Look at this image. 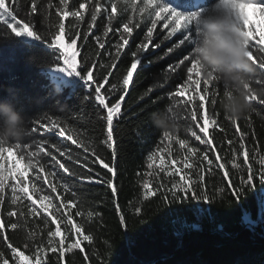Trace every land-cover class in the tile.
Returning <instances> with one entry per match:
<instances>
[{
  "label": "snow or ice",
  "instance_id": "snow-or-ice-1",
  "mask_svg": "<svg viewBox=\"0 0 264 264\" xmlns=\"http://www.w3.org/2000/svg\"><path fill=\"white\" fill-rule=\"evenodd\" d=\"M241 7L253 9L254 18L259 14V27L264 29V0L242 4ZM194 9L196 0H171V3L169 0H73L71 4L70 0H58V3H53V0H0V24L5 26L4 30L15 36L26 35L41 40L52 53L57 54L54 57L57 61L55 71L77 77L85 90L78 110L70 111L63 119L50 115L49 111L42 114L31 112L33 104L41 101H34L19 90H9L20 110L28 117L29 134L20 143L0 144V264H62L66 252L84 251L82 242L93 245L97 237L86 231V225L94 219L103 220L102 213L85 207L93 185H103L107 190L96 203H105L110 197L119 225L127 229V219L118 200L126 171L125 157L118 146L115 130L126 115L122 105L129 94L134 73L139 76L153 62L150 56H154L157 62H172L167 64L160 80L145 89L138 99L155 105L168 98L170 105L165 109L179 125V131L175 135L162 132L155 150L147 155V169L152 171L136 173L138 178H156L160 173L172 178L167 183L160 178V182L151 187L153 182L144 179L141 204L158 196L160 203L157 209L166 208L180 213L190 211L202 217L210 209L199 205L223 203L226 194L240 203L251 191L257 195V215L253 218L251 211L244 209L242 223L252 232L259 225H264V146L258 144L251 114L245 120L246 129L239 126L238 121L226 118L234 129L233 137L227 138L230 160L220 154L222 149L218 151L212 146L210 126L216 125L221 132L225 131L217 123L220 113L215 107L221 86L203 80L194 71L198 33L194 22L189 21L204 10ZM161 21H164L167 32H157V42L153 43V33ZM38 23L45 25L43 30L37 27ZM81 25L85 27L82 29ZM255 27L257 25L253 24L252 28ZM133 29H140L137 35L142 38L135 44V50L130 51V67L124 68L116 79L113 70L120 71L117 66L129 45ZM110 33L118 36L114 43L107 39ZM249 34V54L257 62V83H261L264 82V46L256 35L251 34V29ZM89 37L98 46L94 53H89L85 47ZM78 40L81 41L79 45ZM81 49L85 50L83 55ZM156 49L161 50L159 54ZM36 62L41 67L52 65L48 57H37ZM174 81V88L159 96L152 95L156 88L166 89ZM189 90L193 95L183 99ZM251 99L264 106V99ZM87 103L93 104L95 117V121L90 119L87 123L100 125L98 135H91L87 127L79 124L81 116L90 115L84 111ZM254 109L253 112L259 115L257 108ZM200 121H203V126ZM196 129L204 134L203 137ZM181 130L185 133L184 138L179 135ZM91 131L96 132L97 129ZM136 135H141L139 128ZM195 141L204 148L201 149ZM172 142L177 143L181 150H187L182 159L180 155L173 158ZM246 143L251 146L246 148ZM163 154L168 156L170 163L166 164ZM241 156L242 161L239 159ZM178 162L182 167H175ZM228 163L236 171L235 180L229 179ZM173 167L175 172L171 171ZM186 169L189 171L185 172ZM221 171L220 179L227 183L215 185L210 190L205 182V172L213 177ZM257 179L261 186L259 192L254 182ZM141 212V207H135L134 215L139 216ZM37 218L45 226L39 232L31 227ZM183 222L187 223L185 218ZM8 230L24 232L23 242L14 243ZM114 244V241L105 240L106 252L110 254ZM47 252L58 253V259L55 262L50 257L46 260ZM94 254L96 264H111L106 256ZM88 259L85 256V260Z\"/></svg>",
  "mask_w": 264,
  "mask_h": 264
},
{
  "label": "trees",
  "instance_id": "trees-1",
  "mask_svg": "<svg viewBox=\"0 0 264 264\" xmlns=\"http://www.w3.org/2000/svg\"><path fill=\"white\" fill-rule=\"evenodd\" d=\"M196 1V9L203 8L204 10H206L207 5L214 3V0ZM72 2L73 0H70V4ZM169 2L171 3V0ZM53 3H58V0H53ZM52 11L54 13V9ZM53 19H55L54 15ZM67 24L68 21H66ZM163 25L164 21L158 23L157 29L153 33V43L157 42V32H167ZM37 27L43 30L45 25L38 23ZM84 27L85 25H81L82 29ZM4 29L5 26L0 24V101L11 98L9 90L15 89L22 94L31 96L34 101H41L39 104H33L31 109L33 113L42 114L43 111H49L50 115L60 116L63 119L70 111H77L80 97L85 93L84 87L77 77H69L64 73L55 71L57 61L54 57L57 54L52 53V50L47 48L41 40L26 35L15 36ZM139 32L140 29H133L129 45L125 47L121 62L117 66L120 71L113 70L116 72V79L119 78L124 68L130 67L132 59L130 51L135 50V44L142 38L137 35ZM107 39L114 43L118 36H113L110 33ZM77 43L79 45L81 41L78 40ZM85 47L89 53H94L98 46L92 37H89ZM80 51L83 55L85 50L81 49ZM160 51V49L155 50L157 54ZM37 57H48L52 61V65L41 67L36 62ZM150 59L153 62L148 64L139 76L134 73L129 94L122 105V110L126 111V115L119 121V127L115 130L118 146L122 149V154L125 157L126 171H124L122 178L123 189L119 193L118 200L127 219V229L125 230L119 225V217L114 205L110 202V197L105 203H96L107 190L103 185H93L85 207L94 208L102 213L103 220L94 219L92 223L86 225V231L93 233L97 239L93 245L82 242L83 252L78 249L66 252L62 264H96L94 252L106 256L111 264H262L264 261V225H259L252 232L242 223L241 219L244 209L250 210L253 218L257 215V195L251 191L240 203L226 194L223 203L199 205V207L210 209L202 217H197L190 211L180 213L166 208L157 209V205L160 203L158 196L151 197L141 204L144 179L153 182L150 187L154 183H159L160 178H163L164 183L172 179L166 173H160V176L156 178L151 176L138 178L136 176L137 172L143 174L152 171L147 169V155L150 151L155 150L156 144L162 138V131L152 125L149 115L154 111L165 109L166 105H170L168 98L155 105L147 100L139 101L138 99L145 89L160 80L167 64L172 62L171 60L157 62L154 56H150ZM77 60L80 61V56L77 57ZM59 63L63 66L62 61ZM109 79L114 82L113 77ZM175 84L176 81L169 84L166 89L156 88L152 95H162L174 88ZM57 87H59L58 92ZM202 87L203 84L201 83ZM190 95H193L191 90L185 93L183 99H187ZM253 104L260 114L258 115L256 112L251 114L252 125L258 138V144L264 146V111H261L264 106H259L256 102ZM54 105L56 106L53 107ZM206 107L208 106L206 105ZM129 109L131 111H128ZM216 110L220 113L217 123L225 131L221 132L216 125H211L209 136L213 138L212 146L216 147L218 151L222 149L220 154L225 155L230 160L227 138L233 137L234 129L231 122L218 110V106ZM84 111L90 115L81 116L79 124L87 127L91 135H98L100 125L95 122L87 123L90 119L95 121L93 104L87 103ZM200 123L203 126V121ZM238 125L246 129L245 120L238 121ZM138 128L141 130L139 137L136 135ZM92 129H97V131L93 132ZM196 131L203 137L204 134L199 133V129ZM179 135L181 138L185 137L183 130L179 132ZM39 138L38 135L37 139ZM194 143L199 145L198 141ZM199 146L201 149L204 148L203 145ZM250 146L246 143V148ZM172 150L173 158L180 155L181 159L183 153L187 151L186 149L181 150L175 142H172ZM163 155L166 164L170 163L168 156ZM239 159L242 161L243 157L241 156ZM255 166L259 167L258 164ZM175 167H182V164L178 162ZM175 167L171 171L175 172ZM226 170L230 171L229 179L235 180L237 178L236 171L231 168V163H228ZM156 171L159 170L156 169ZM187 171L189 170L186 169L185 172ZM181 174L183 175V173ZM222 175L223 172L221 171L210 177L205 172V182L209 185L210 190L215 185L222 186L227 183L226 180L221 181ZM175 179H179V177H175ZM254 182L257 186V192H259L261 187L259 180ZM137 206L142 208L139 216L134 215ZM183 218L187 223L183 222ZM77 219L80 220L81 218ZM31 227L39 232L45 226L37 218L36 223L32 224ZM8 234L14 243L23 242L24 232L8 230ZM105 240L115 242L110 254L106 252ZM85 256L89 259L85 260ZM49 257L55 262L58 259V253H45V259L47 260Z\"/></svg>",
  "mask_w": 264,
  "mask_h": 264
},
{
  "label": "clouds",
  "instance_id": "clouds-1",
  "mask_svg": "<svg viewBox=\"0 0 264 264\" xmlns=\"http://www.w3.org/2000/svg\"><path fill=\"white\" fill-rule=\"evenodd\" d=\"M258 0H214L206 10L189 21L194 22L198 33L195 45V73L205 81L221 86L215 98L218 110L232 121L246 120L254 109L253 100L264 99V82L257 83L258 65L249 54L251 34L264 46V29L259 27V14L253 17V9L242 4H254ZM256 24L257 27L252 28ZM9 99L0 101V144L20 143L29 134L28 117L20 110L10 93ZM152 125L173 135L179 125L166 109L150 113Z\"/></svg>",
  "mask_w": 264,
  "mask_h": 264
},
{
  "label": "rangeland",
  "instance_id": "rangeland-1",
  "mask_svg": "<svg viewBox=\"0 0 264 264\" xmlns=\"http://www.w3.org/2000/svg\"><path fill=\"white\" fill-rule=\"evenodd\" d=\"M7 155V154H6ZM18 167L22 168L23 166L22 165H18Z\"/></svg>",
  "mask_w": 264,
  "mask_h": 264
}]
</instances>
